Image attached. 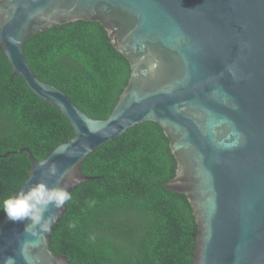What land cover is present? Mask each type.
<instances>
[{"label":"water","instance_id":"95a60500","mask_svg":"<svg viewBox=\"0 0 264 264\" xmlns=\"http://www.w3.org/2000/svg\"><path fill=\"white\" fill-rule=\"evenodd\" d=\"M77 20L99 22L130 66L106 118L88 116L25 59L27 38ZM0 51L73 129L44 158L67 170L61 184L69 191L94 178L82 172L88 154L154 122L176 159L164 186L184 194L195 216L193 264H264V0H0ZM22 151L30 169L21 187L57 182L41 175L28 147L14 152ZM24 226L0 219V261L33 239ZM50 232L27 254L34 264H70L49 248Z\"/></svg>","mask_w":264,"mask_h":264},{"label":"trees","instance_id":"16d2710c","mask_svg":"<svg viewBox=\"0 0 264 264\" xmlns=\"http://www.w3.org/2000/svg\"><path fill=\"white\" fill-rule=\"evenodd\" d=\"M23 52L39 79L92 118L108 116L130 73L97 21L54 25L27 38ZM72 135L65 116L13 74L0 51V195L19 189L29 174L26 152L14 151L28 147L41 160ZM175 169L168 139L154 122L104 143L83 160L82 172L94 178L70 191L49 248L70 264H193V210L184 194L164 186Z\"/></svg>","mask_w":264,"mask_h":264},{"label":"clouds","instance_id":"9594fccd","mask_svg":"<svg viewBox=\"0 0 264 264\" xmlns=\"http://www.w3.org/2000/svg\"><path fill=\"white\" fill-rule=\"evenodd\" d=\"M152 64L149 71L155 69ZM38 167L41 175L57 177L55 184H49L44 179H38L28 186L21 187L14 192L0 195V210L11 222H24V232L31 238L19 246L18 253L24 264H34V260L26 252V247H37L40 239L51 231L52 225L57 220V213L72 199V194L66 185H62L65 172H61L56 162L41 159ZM67 227L75 228L74 222H69ZM17 255L4 256L0 264H17Z\"/></svg>","mask_w":264,"mask_h":264}]
</instances>
